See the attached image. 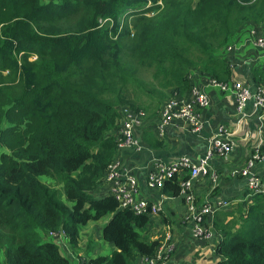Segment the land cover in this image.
<instances>
[{
    "label": "trees",
    "instance_id": "1",
    "mask_svg": "<svg viewBox=\"0 0 264 264\" xmlns=\"http://www.w3.org/2000/svg\"><path fill=\"white\" fill-rule=\"evenodd\" d=\"M45 1L52 8L39 30ZM148 1L154 2L0 0V18H19L28 27L0 26V71H12L8 61L15 62L19 52L37 50L42 59L45 50L59 47L66 67H23L26 101L12 102L0 90V149L11 152L0 151V264H69L58 241L74 248L78 227L105 216L101 238L115 251L109 257L78 255V264H134L138 257H154L160 242L138 232L149 216L120 208L101 191L118 154L119 111L143 113L149 123L168 98L187 94L194 76L227 82L229 68L216 54L243 25L264 26V0H170V21L150 34L145 47L139 35L129 37L131 23L119 28V21L146 20ZM53 15L65 29L48 24ZM74 16L79 23L71 21ZM93 67L86 86L80 75ZM140 70L149 71L148 80L136 76ZM7 101L14 107L4 109ZM260 152L264 157V144ZM258 177L264 183V166ZM186 178L174 174L161 192L177 197ZM211 224L220 237L215 264H264V197L215 211Z\"/></svg>",
    "mask_w": 264,
    "mask_h": 264
},
{
    "label": "crops",
    "instance_id": "2",
    "mask_svg": "<svg viewBox=\"0 0 264 264\" xmlns=\"http://www.w3.org/2000/svg\"><path fill=\"white\" fill-rule=\"evenodd\" d=\"M261 33H264V26L245 24L216 54L229 68L228 80L242 83L251 96L258 87L264 85V70L259 61L258 52L252 44L254 37ZM191 85L206 96L208 103L207 108L197 112L200 123L198 131L191 132L184 122H176L175 126L170 125L162 136L142 127L136 131L140 151L137 153L121 151L115 158L117 173L122 176L127 174L135 180L136 197L147 204L159 205L160 211L157 217L149 216L152 220L148 237L150 240L159 242L166 232L171 237L173 250L167 255L165 264H215L217 258L207 245L192 238L191 226L185 217L183 195L175 198L167 197L160 188L147 189L144 182L146 176L161 164L166 165L182 158L188 162H195L202 158L207 147L206 140L216 132L218 127H221L228 135H231L230 141L234 143V152L224 159H212L208 163L209 174L198 175L190 181L191 193L196 207L213 203L217 199H224L229 205L231 204L227 208L234 209L242 200L249 203L252 200H247L245 197L244 179L231 178L229 173L232 169H241L245 165L257 141L264 144L263 113L251 114V117L240 121L234 111L233 96L230 93L220 91L204 78L197 76L193 77ZM251 102L246 106L248 112H251ZM147 119L155 121L157 117L153 119L152 116ZM263 166L262 163L256 165V174L262 171ZM210 173L213 174V178H210ZM175 175L180 180L183 177L189 178V170L176 171ZM177 213L178 217H176ZM212 216L208 221L211 228ZM219 239L220 237L216 234L213 242L216 243ZM58 244L64 250H68L64 239ZM134 264L146 263L144 259L138 257Z\"/></svg>",
    "mask_w": 264,
    "mask_h": 264
},
{
    "label": "built area",
    "instance_id": "3",
    "mask_svg": "<svg viewBox=\"0 0 264 264\" xmlns=\"http://www.w3.org/2000/svg\"><path fill=\"white\" fill-rule=\"evenodd\" d=\"M253 46L258 52L259 61L264 70V33L258 34L252 41ZM211 86L217 87L222 92H228L233 96V108L238 119L244 120L251 117V114L261 112L264 114V85L256 89L251 96L240 82L227 81L225 83H215L206 80ZM251 102V112L246 111L247 104ZM206 96L202 94L195 86L191 85L185 96H173L166 100L158 114V121L153 128L158 136H162L164 131L176 122H184L188 125L191 132L198 131L200 123L198 119V110L207 108ZM259 118V116H258ZM143 113H131L123 109L118 120L116 134L117 150L131 151L137 153L140 151L139 140L136 134L137 129L143 126ZM259 135V130L256 132ZM231 135H228L221 127L210 135L206 140V150L204 156L195 162H188L186 159H179L175 162H169L166 165L161 164L155 167L145 178L147 189L162 188L165 181L172 178L176 171L183 169L189 170V178L180 183V193L185 204V217L191 226V236L193 239L207 245L211 252H214L216 243L214 239L216 234L212 231L208 223L215 211H220L229 206L228 201L217 199L213 203H205L196 207L194 197L191 193L190 181L198 175L205 176L209 174L208 163L214 159H224L234 152V143L230 141ZM261 142L257 141L252 148L245 165L241 169H232L229 173L231 178L240 177L244 179L245 197L252 200L256 196L264 197V183L260 181L256 174V165L264 162V157L260 152ZM117 162L114 161L109 171L104 177L103 192L111 195L118 203L120 208H128L135 214L146 213L148 216H156L160 211L158 204H147L136 197V182L129 175H120L117 173ZM210 178L213 174L210 173ZM178 195V196H179ZM249 203L248 201H246ZM231 205V204H230ZM149 211H146V209ZM55 239V236H52ZM56 240V239H55ZM58 241V240H56ZM59 242V241H58ZM172 239L164 234L163 239L151 259H144L146 264H165L166 257L173 250Z\"/></svg>",
    "mask_w": 264,
    "mask_h": 264
},
{
    "label": "rangeland",
    "instance_id": "4",
    "mask_svg": "<svg viewBox=\"0 0 264 264\" xmlns=\"http://www.w3.org/2000/svg\"><path fill=\"white\" fill-rule=\"evenodd\" d=\"M43 3L46 4V7L42 9L37 19L39 30L44 29L47 26L46 21H44V19L51 12V8H52V6L47 4V1ZM144 10L145 13L143 14V16L146 18V20H142L139 23L133 22L132 18L120 20L119 28L122 27L124 23L129 26L131 23V26L129 27L128 30L130 34L129 37L132 38L134 34L139 35L141 37L140 38L141 39L140 44H142L141 46L146 47L148 46V40L149 42H151L150 34L157 30L163 31V28L167 25V22L170 21V0H154L153 3L148 1V3H146L145 5ZM76 20L78 21V18L76 16L71 17V21L75 22ZM143 21L144 23H142ZM20 22L21 21L19 18H13V17L0 18V26H8L10 28H22V29L28 28V27H24V25L21 24ZM49 22L50 23L48 22L47 23L51 24V27L53 28H58V29L66 28V25L63 22V20H60V22H58V18L55 15H53L52 20H50ZM80 24L82 25V22H80ZM30 29L39 32V30H37L36 26L34 25ZM59 48L55 49L54 51H51V49L45 50L44 52L45 54H47V56L46 57L42 56L43 57L42 59H39L37 50L32 49L30 52H19L15 56V62L8 61V65L12 71L8 72V69L0 71V90L3 93L10 94V99H11L10 101L12 102L15 99L21 101L28 100L23 97L24 83L20 82L22 79L20 78L19 74L23 73L24 75L23 67H31L29 65L36 64L35 68L38 69V66L41 64L52 63L53 65L56 66V69L58 71L64 72L66 70L65 59L63 56L64 54L62 51H60ZM92 70H95V68L94 67L92 69L88 68L83 72L85 74L82 73L80 75V79L84 82V85L86 86L89 85L87 74L91 73ZM136 76L140 79L148 80L149 71L140 70L138 71ZM31 97L32 96H30V98ZM14 105L15 103H11L7 101L4 104V109L12 108L14 107ZM156 114L152 115L154 116L153 119L157 117ZM6 125L8 124H4L3 126ZM15 125H16L15 127H17V124ZM0 151L1 152L3 151V153L7 156L11 155L10 150H8L6 147L1 148ZM178 215L179 214L177 213L176 217H178ZM108 220L109 217L105 216L97 221H90L86 225L78 227V244H76L74 248H72L65 241L66 245L68 246V250H64L63 248L60 247V253L68 259L69 264H78V258H77L78 255L82 256L84 259L95 258V257H109L115 251L114 247L110 243L103 241L101 238V230L105 226ZM151 220L152 218L149 219L148 224L142 230L138 231L141 236L149 234L148 229L149 226H151L150 224ZM53 241L55 242L56 240L53 239Z\"/></svg>",
    "mask_w": 264,
    "mask_h": 264
},
{
    "label": "clouds",
    "instance_id": "5",
    "mask_svg": "<svg viewBox=\"0 0 264 264\" xmlns=\"http://www.w3.org/2000/svg\"><path fill=\"white\" fill-rule=\"evenodd\" d=\"M184 96H185V95H184ZM122 110H123V109H121V110L119 111V119H120V114H121V111H122ZM125 110H126V109H125ZM159 111H160V110H159ZM158 114H159V112H158ZM158 114H157V119H158ZM119 119H118V120H119ZM144 119H145V115H144ZM155 122H156V120L147 123L146 120H144V123H143V126H142V127H146V128H148L149 130H153V131H155L154 128H153ZM142 127H140V128H142ZM137 137H138V136H137ZM138 140H139V139H138Z\"/></svg>",
    "mask_w": 264,
    "mask_h": 264
}]
</instances>
